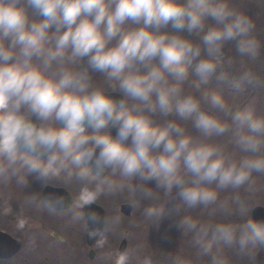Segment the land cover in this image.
I'll use <instances>...</instances> for the list:
<instances>
[{
  "label": "clouds",
  "instance_id": "clouds-1",
  "mask_svg": "<svg viewBox=\"0 0 264 264\" xmlns=\"http://www.w3.org/2000/svg\"><path fill=\"white\" fill-rule=\"evenodd\" d=\"M255 65L264 29L236 0H0V186L25 191L18 219L40 209L102 237L85 210L126 190L157 228L174 203L169 230L192 252L163 264H258L264 216L247 193L264 176V112L229 93L264 89ZM103 259L155 264L128 248Z\"/></svg>",
  "mask_w": 264,
  "mask_h": 264
},
{
  "label": "rangeland",
  "instance_id": "rangeland-1",
  "mask_svg": "<svg viewBox=\"0 0 264 264\" xmlns=\"http://www.w3.org/2000/svg\"><path fill=\"white\" fill-rule=\"evenodd\" d=\"M236 2L241 7L249 10L256 17L258 26L264 29V2L262 0H236ZM252 67L264 76V65ZM99 75V73L95 74L97 77ZM229 93L235 103L241 105L252 104L259 111L264 112V89L249 88L242 93H231V90H229ZM39 188L38 183L32 185V190L36 193H38ZM8 194H11L12 197L13 212L10 215H0V229L6 228L7 231L15 236L17 235L18 238L22 235L26 244L22 248V252L10 260L0 261V264H93L88 256L86 259L83 257L84 249L87 250L88 248L84 241V229L80 230L83 222L72 224L75 228H69L68 218L64 216L60 219L51 216L50 219L32 220L23 214L18 219L20 210L16 209L22 205L26 193L15 185L8 188L0 186V195ZM247 196L254 207L264 206V176L254 175L252 190L247 193ZM127 197V191L124 190L116 195L102 196L98 202L105 209L106 223L102 237L93 246L97 251L94 264H106L103 259L104 253L118 249V245L123 238L127 240L128 249L136 250L140 255L153 256L155 264H163L165 252H179L185 256H191L192 249L188 238L182 237L175 229L169 230V223L175 216L174 203L165 205V218L162 220L160 227L157 228L152 221H148L143 217L142 209L133 207V212L128 217L121 214V204L129 203ZM114 216H119L121 223L112 227L107 222ZM21 219L24 222L22 228L19 225ZM34 224L37 228L34 227ZM105 228L108 230L105 231ZM54 232L64 237L67 244L71 240H74L75 243L69 248L67 244L60 243L50 236ZM101 238L107 239V244L103 248L99 247ZM33 246L36 251L32 252ZM258 264H264V251L258 256Z\"/></svg>",
  "mask_w": 264,
  "mask_h": 264
},
{
  "label": "water",
  "instance_id": "water-1",
  "mask_svg": "<svg viewBox=\"0 0 264 264\" xmlns=\"http://www.w3.org/2000/svg\"><path fill=\"white\" fill-rule=\"evenodd\" d=\"M48 193H55V194L61 195V194L66 193V190L62 188H55V187L49 186L44 191V194H48ZM85 211L94 212L103 221H105V209L102 206L95 204L92 206L91 209H86ZM120 211L123 215L130 216L133 212V207L129 203H123L120 206ZM254 215H256L258 218L261 216H264V206H261V205L255 206ZM104 226L103 227L97 226L101 233H103ZM89 230H93V229H86V238H87L88 245L92 246L99 239V237H96V238L89 237L88 235ZM21 246H22V242L20 240L14 239L9 234L0 231V258L9 259L13 257L20 250ZM124 248H127L126 239H123L119 246V249L121 250H123ZM94 257H95V251L91 249L90 258L93 259Z\"/></svg>",
  "mask_w": 264,
  "mask_h": 264
},
{
  "label": "flooded vegetation",
  "instance_id": "flooded-vegetation-1",
  "mask_svg": "<svg viewBox=\"0 0 264 264\" xmlns=\"http://www.w3.org/2000/svg\"><path fill=\"white\" fill-rule=\"evenodd\" d=\"M52 186H54V187H59V188H64L63 186H61V185H52ZM44 191H45V188H39V191H38V194H41V195H43L44 194ZM74 194H75V189L74 188H68L67 189V194L66 193H64V194H61V195H63L64 197H65V199H70L72 196H74ZM16 210H20V208H18L17 207V209ZM23 214L24 215H26V216H28V217H30L32 220H36V219H39V220H45V219H50L49 217H53V218H57V219H60L62 216H60V215H51V214H49L48 212H46V211H44V210H40V209H35V208H25L24 209V212H23ZM15 220H16V218H15ZM67 224H70V225H68V227L70 228V227H73V228H75V226H72V224L71 223H67ZM34 227L35 228H37L36 226H35V224H34ZM84 229V241L86 242V233H85V226H84V224L82 225L81 224V228H80V230L81 229ZM1 231H4V232H6V233H9V234H11L9 231H7V229L6 228H4V229H0ZM13 237H15V238H17V239H20V240H22V248L25 246V244H26V241H25V239H23L22 237V235H20V237L18 238V236L16 235H13V234H11ZM50 236H52L53 237V239H55L56 241H59L60 243H65V244H67V240H65V238L64 237H62V236H60L59 235V233H52ZM75 243V241L74 240H71V242L70 243H68L67 245L69 246V248H71V246L73 245ZM86 245H87V242H86ZM87 250L86 249H84V253H83V257H84V259H86V257L88 256V258H89V253H90V250H91V247L90 246H88L87 245ZM22 248H21V250L18 252V253H20V252H22ZM69 250V249H68ZM95 250V249H94ZM33 251H36V248L33 246V248H32V252ZM71 251V250H70ZM72 252V251H71ZM96 255H97V251L95 250V257H96ZM72 257V256H71ZM95 257L93 258V259H90L89 258V260L94 264V261H95ZM0 261H5V260H2V259H0Z\"/></svg>",
  "mask_w": 264,
  "mask_h": 264
}]
</instances>
